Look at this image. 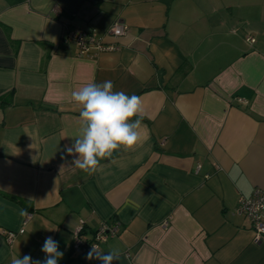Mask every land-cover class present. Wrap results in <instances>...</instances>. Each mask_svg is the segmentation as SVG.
I'll list each match as a JSON object with an SVG mask.
<instances>
[{
  "label": "crops",
  "instance_id": "0c3cea01",
  "mask_svg": "<svg viewBox=\"0 0 264 264\" xmlns=\"http://www.w3.org/2000/svg\"><path fill=\"white\" fill-rule=\"evenodd\" d=\"M118 20L126 31L109 34ZM69 31L111 48L79 57ZM106 80L141 98L149 139L88 175L65 152L80 127L71 93ZM255 187L264 0H0V264L43 261L49 236L58 264H101L70 250L80 219L87 234L118 222L99 248L119 252L113 264H264L235 210ZM22 225L7 242L1 230Z\"/></svg>",
  "mask_w": 264,
  "mask_h": 264
},
{
  "label": "clouds",
  "instance_id": "9594fccd",
  "mask_svg": "<svg viewBox=\"0 0 264 264\" xmlns=\"http://www.w3.org/2000/svg\"><path fill=\"white\" fill-rule=\"evenodd\" d=\"M113 88L111 80L93 81L71 93V99L80 106V127L71 146H65V152L69 156L75 155L73 164L88 175L102 170L100 161L112 158L114 152L120 149L134 151L149 139L147 125L142 123L141 98L113 91ZM20 215H28L27 210L21 209ZM41 251L45 254L43 261L25 255L14 257L11 264H58L64 255L51 236L45 239ZM86 259L113 264L120 259V254L115 250L105 253L93 245Z\"/></svg>",
  "mask_w": 264,
  "mask_h": 264
},
{
  "label": "built area",
  "instance_id": "2783aa9c",
  "mask_svg": "<svg viewBox=\"0 0 264 264\" xmlns=\"http://www.w3.org/2000/svg\"><path fill=\"white\" fill-rule=\"evenodd\" d=\"M126 29L127 25L118 20L109 27L108 33L118 36L122 35ZM66 37L72 39L76 44L77 56L79 57H93L98 51L111 48V46L105 45L92 33L88 34L83 31H69ZM246 38L247 40L254 41V37L251 34H248ZM235 210L237 213L244 215L250 223L254 232V240L260 241L261 239H264V189L255 187L249 195H240L237 199ZM23 223H25V220ZM23 231L24 226L22 225L16 230L2 229L1 233L7 242H11L16 233H21ZM117 231V221L114 223H108L103 220L89 235L84 229V220L80 219L78 225L72 232L70 250L75 255H87L93 245L100 248V245L110 236L117 234Z\"/></svg>",
  "mask_w": 264,
  "mask_h": 264
},
{
  "label": "trees",
  "instance_id": "16d2710c",
  "mask_svg": "<svg viewBox=\"0 0 264 264\" xmlns=\"http://www.w3.org/2000/svg\"><path fill=\"white\" fill-rule=\"evenodd\" d=\"M91 232H92V231H91ZM91 232H90V233H91ZM85 233H86V232H85ZM89 235H90V234H89ZM89 235H88V236H89Z\"/></svg>",
  "mask_w": 264,
  "mask_h": 264
}]
</instances>
